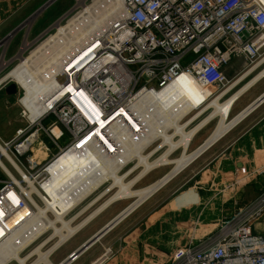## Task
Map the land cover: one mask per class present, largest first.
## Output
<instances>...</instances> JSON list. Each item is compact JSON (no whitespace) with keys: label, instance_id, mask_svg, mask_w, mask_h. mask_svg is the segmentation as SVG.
<instances>
[{"label":"built area","instance_id":"2783aa9c","mask_svg":"<svg viewBox=\"0 0 264 264\" xmlns=\"http://www.w3.org/2000/svg\"><path fill=\"white\" fill-rule=\"evenodd\" d=\"M113 1L118 4L112 17L59 65L58 93L41 103L51 106L48 112L31 121L22 109L23 128L10 141L0 137V247L42 206L38 195L49 168L74 144L91 138L90 132L100 133V124L121 113L131 129L124 109L140 97L157 95L183 75L204 89L220 90L228 83L223 69L232 60L251 68L264 55V0ZM101 137L93 141L107 146ZM37 148L45 154L41 162ZM260 175L264 169L250 174L241 168L224 189L233 195ZM263 217L264 190L222 220L217 234L201 245L193 244L195 228L190 229L169 264H264V234L253 231ZM105 252V259L113 256Z\"/></svg>","mask_w":264,"mask_h":264},{"label":"bare ground","instance_id":"6f19581e","mask_svg":"<svg viewBox=\"0 0 264 264\" xmlns=\"http://www.w3.org/2000/svg\"><path fill=\"white\" fill-rule=\"evenodd\" d=\"M117 4L113 0H92L89 6H83L80 11L78 10V14L72 17L66 25H54V35H49L26 58L21 59L22 57H20L21 62L0 78V86L12 81L23 91L19 105L28 111L31 121L42 117L50 109V105L42 106L41 103L58 93L54 78L59 65L66 62L84 41H88L93 36L94 29L101 27L105 21L112 17ZM25 45L28 46V43ZM263 63L264 58L228 87L226 93L255 70H258ZM65 71V68H61V72ZM263 77L264 69L223 103H220V100L224 97V93L216 96L189 118L185 124L180 125L177 122L182 117L200 107L202 102L212 95L208 89L200 87L188 76L183 75L157 95L140 97L133 105L126 106L124 111L127 115L125 116H129L127 125H130L131 129H127L121 121V113L118 114L119 117L106 124L105 122L100 124V133H98L99 130L90 132L91 138L77 142L58 159L68 158L69 155L74 154V151L81 157L84 156L83 159H86L87 163L90 162L87 156L92 159L89 166L73 180L66 183L59 193L67 197L70 204L62 211L56 210L46 198L47 195L43 189V195L41 193L38 195L42 206L37 204L36 212L31 213L27 220H24L23 227L15 231L0 247V264H5L10 260L16 264H52L50 262L52 254L103 213L105 209L118 201L130 200L129 205L100 229L88 244L79 247V253L83 251V254L251 113L264 100V95L230 120L227 119L226 110ZM174 86L176 89L172 90L171 88ZM170 96L172 98L169 100ZM57 99L58 97L54 101ZM207 110H211V112L201 122L184 132L187 125ZM215 120L214 129L200 147L187 153L193 138ZM169 128L173 129L171 134L166 133ZM97 135L102 136L101 139L107 146L101 145L99 140L93 141ZM175 137H177L176 141L173 140ZM155 140H160V143L148 155L142 156L141 152L151 146ZM178 150L181 152L179 157L170 160L169 157ZM160 151L162 153L159 157L148 162L149 158ZM39 155L40 153L36 152V158ZM42 156L45 158V155ZM132 160L135 161V164L120 175L122 169ZM167 166H171V168L160 179L141 189H134L151 172ZM136 171L138 172L136 173ZM133 174L135 175L132 176ZM48 175L50 178L49 170ZM107 183L109 185L97 197L84 207L82 206L83 208L73 216L71 215L72 217L66 219L81 203ZM111 191L114 192L110 197L84 217L94 207V204L102 201ZM52 198L54 200V196ZM82 217L84 219L76 223ZM47 233L49 235L32 248L28 254L20 256L22 252L38 241L40 235ZM48 245L50 247L43 251ZM33 257L35 260L28 263ZM68 258L59 264H70L72 260Z\"/></svg>","mask_w":264,"mask_h":264},{"label":"crops","instance_id":"0c3cea01","mask_svg":"<svg viewBox=\"0 0 264 264\" xmlns=\"http://www.w3.org/2000/svg\"><path fill=\"white\" fill-rule=\"evenodd\" d=\"M50 1L0 0V42L4 41V45L0 48V64L6 63L8 59L9 63L5 66H9L20 58L19 53L22 49L20 36L25 35L23 28L28 21L36 20L32 23L27 37L37 39L75 6V0H54L39 13ZM9 35H12L11 38H7ZM242 67L243 61L234 59L223 71L226 77L234 78ZM262 69L264 63L234 89L245 82L241 85L243 87ZM5 87H1L0 90ZM8 93L14 95L12 89H8ZM263 94L264 77L230 105L227 112L229 114L233 112L232 118H234ZM171 98L170 96L169 100ZM204 117L202 114L187 125L184 131L193 128ZM187 121L188 119L183 124ZM212 124L213 128L210 130ZM215 124L216 121H212L193 138L189 146L191 151L200 147ZM208 130L210 131L207 132ZM13 137L14 134L6 141H10ZM68 158H62L54 163L52 179L48 181L50 183L48 187L53 191L52 195L58 194L66 183L80 174V168L77 169L72 160L67 161ZM241 168H245L250 174L264 169V102L195 162L142 203L124 222H119L105 234V236L109 235L108 246L113 249L111 258L105 259L107 253L87 255L93 247L91 246L78 257L76 264H169L174 250L187 243L190 229L195 228L193 244L201 245L217 234L218 225L222 220L253 202L264 190V175H260L251 179L247 187L237 189L233 195L227 192L224 188L229 184L231 176ZM163 175L161 171H153L139 184L146 182L145 185H149ZM112 209L113 207H108L84 227H91L85 235L77 233L54 252V261L58 264L65 261L117 216L118 214H112ZM253 231L256 234H264V217L253 226Z\"/></svg>","mask_w":264,"mask_h":264},{"label":"rangeland","instance_id":"374dc122","mask_svg":"<svg viewBox=\"0 0 264 264\" xmlns=\"http://www.w3.org/2000/svg\"><path fill=\"white\" fill-rule=\"evenodd\" d=\"M92 0H75V6L71 9V11L69 13H67L66 15L62 16L61 18H59L53 25H66L67 22L72 19V17L78 13L80 11V9L83 7V6H89L91 4ZM79 10V11H78ZM48 17V16H47ZM36 20L35 19H31L30 21L27 22V25L26 27L23 28V33L24 34H21V41H22V45H21V48L22 50L20 51L19 53V56L20 57H23V58H26L27 56L30 55L31 52H33L38 45H40L46 38H48L49 35H54L55 34V28H53L52 26L47 29L39 38H29L27 37V33L28 31L30 30L31 28V25L32 23H34ZM28 43V46H26L25 44ZM33 49V50H32ZM32 50V51H31ZM18 56V57H19ZM264 58V55L262 56L261 59ZM260 59V60H261ZM7 61V62H6ZM5 62L7 63L8 65V59L6 60ZM20 61L19 58L16 59V61L14 63H12L11 65L9 66H5L6 63H1L0 64V78H2L5 74H7L11 69H13L17 64L18 62ZM240 70V69H239ZM249 70V68H245L244 66L241 68V71H239L237 73V75L234 77V78H229L227 77L228 79V83L223 87L221 88L220 90H216V91H211L209 90L212 95L209 99L207 100H204L202 102V104L200 105V107L198 108H195L194 111H192L190 114H186L184 117H182V119L177 122V124H180L182 125L187 119L191 118L193 115H195L201 108H203L204 106L207 105V103H209L212 99H214L216 96L220 95V94H223L224 93V97H222V99L220 100V103H223L228 97H230L233 93H235L240 87L241 85H243L245 82L241 83L239 87H237L236 89H232L231 91L227 92L226 91L228 90V87H230L233 83H235L243 74H245L247 71ZM260 71V70H259ZM258 71V72H259ZM252 74V73H251ZM226 76V75H225ZM239 84V83H238ZM11 85L14 86V89H12V92H14V95H9L8 93V89ZM4 86L5 89L3 90H0V137L3 139V140H6L8 138H10L13 134L15 135V132L22 129L23 126H24V120L22 119L21 117V111H22V108L21 106L19 105V100L22 98L23 96V91L12 81H9L7 83H5L4 85H2L1 87L3 88ZM0 87V89H1ZM172 90L173 89H176V86H174L173 88H171ZM227 111V110H226ZM211 112V110H207L205 113H204V116L206 117L207 114H209ZM231 112V111H230ZM232 114L233 112H231L230 114L227 112V119H232ZM216 121V120H215ZM211 128H213V124L212 126L210 127V130ZM172 128H169L167 129L166 133L167 134H171L172 133ZM210 130H208L207 132H209ZM185 132V131H184ZM212 132V131H211ZM208 134V133H207ZM174 141L177 140V137H175L173 139ZM160 143V140H155V142L149 146L147 149L143 150L141 152L142 156L144 155H148L152 149H154L158 144ZM62 146L64 145V142L60 143ZM49 147H51L50 145H48ZM35 148V147H34ZM35 153L36 152H39L40 155L39 157H37V162H41L44 158L42 155H45L44 153H41L38 148L37 150L34 149ZM163 151V150H162ZM162 151L156 153L154 156H152L151 158L148 159V162H152L153 160H155L157 157H159L162 153ZM193 151V150H192ZM190 150V148H188V152L187 153H191L192 152ZM85 150L83 151V154H84ZM180 150L176 151L175 153H173L169 159L170 160H174L176 158L179 157L180 155ZM205 153V152H204ZM204 153H202L201 155H203ZM200 155V156H201ZM199 156V157H200ZM88 159L90 160V162H92V159L87 156ZM198 157V158H199ZM83 157H81L80 155L77 154L76 151H74V154L72 155H69V158L66 159L67 161H71L74 162L76 164V168H80V173L85 170L88 166H89V163H87V160L86 159H83ZM197 158V159H198ZM196 159V160H197ZM195 160V161H196ZM57 163V162H56ZM135 164V161L132 160L130 163H127L126 166L122 169V171L119 173L120 175L125 173L128 169H130L133 165ZM55 164H53L50 168H49V173H50V178L49 180L52 179L51 177V174H53V167H54ZM171 168V166H167V167H162V168H159V169H156L154 170L155 172H159L161 171L162 174H165L169 171V169ZM140 170V169H139ZM138 170V171H139ZM136 171V173L138 172ZM135 173V174H136ZM152 173V172H151ZM135 174H133L132 176H134ZM147 177V176H146ZM145 177V178H146ZM50 182V181H49ZM47 183V185L45 186V193H46V198L50 201V203L54 206V208L58 211H62L63 209H65L69 204H70V201L67 197H65L63 194H56V195H52V192L51 189L48 187L50 185V183ZM141 182V181H140ZM139 184V183H138ZM136 185V187L134 189H141L143 187H146L147 184L146 182H142L141 184L139 185ZM109 185V183L105 184L103 187H101L98 191H96L94 194H92L87 200H85L83 203H81L74 211H72L67 217L66 219L72 217L77 211H79L80 209H82L85 205H87L90 201H92L95 197H97V195L99 193H101L107 186ZM63 188V187H62ZM114 191H111L109 194L106 195V197H104V199L102 201H100L99 203H96L94 204V207L88 211L84 217H86L87 215H89V213L91 211H93L94 209H96V207L100 206L108 197L111 196V194H113ZM51 195V196H49ZM60 195V196H59ZM54 196V200H53V197ZM51 199V200H50ZM53 200V202H52ZM130 203V200H122V201H118L114 204H112V206L110 207H113V209L111 210L112 211V214L116 215L118 214L120 211H122L127 205H129ZM50 204V205H51ZM83 206V207H82ZM110 211V212H111ZM133 213V212H132ZM131 213V214H132ZM131 214H129L128 216H126L122 222H124L125 219H127ZM72 215V216H71ZM84 217H82L81 219L77 220L76 223H79L80 221H82L84 219ZM120 227V226H117V228ZM91 227H87V228H84L82 229L79 233H81L80 235H85L89 229ZM78 233V234H79ZM49 235V233L47 234H44V235H40L39 238H38V241L33 244L29 249L25 250V252H23L22 256L26 255L29 253V251L32 250V248H34L37 244H39L41 241H43L47 236ZM77 235V234H76ZM75 235V236H76ZM74 236V237H75ZM105 236V235H104ZM101 237V239H99L98 241H96L95 245H93V247L90 248V250L88 251L87 255H104L105 252H103V249H105V251L107 249L111 250L113 252V249L108 246L109 244V235L108 236H105V237ZM41 237V238H40ZM40 239V240H39ZM71 240V239H70ZM69 240V241H70ZM51 245V244H50ZM50 245L46 246L43 251L47 250ZM111 248V249H110ZM80 257V256H79ZM35 260V257L31 258L28 263L32 262ZM50 262L52 264H58L54 261L53 259V254L52 256L50 257ZM11 264H16L15 262L13 263V261L9 262ZM73 264H76L73 263Z\"/></svg>","mask_w":264,"mask_h":264},{"label":"water","instance_id":"95a60500","mask_svg":"<svg viewBox=\"0 0 264 264\" xmlns=\"http://www.w3.org/2000/svg\"><path fill=\"white\" fill-rule=\"evenodd\" d=\"M54 0H51L49 3H47L46 5H44L42 8H41V10L39 11V13L41 12V11H43L44 9H46L52 2H53ZM39 13H37V14H39ZM36 14V15H37ZM35 15V16H36ZM11 36L12 35H9L7 38H11ZM4 45V41H2V42H0V48L2 47ZM8 89H14V86L13 85H11ZM264 95V94H263ZM100 231V230H99ZM96 234H98V233H96ZM95 234V235H96ZM95 235H93L90 239H88L87 241H86V243L85 244H83L82 246L84 247L86 244H88V242H90L94 237H95ZM103 236V235H102ZM81 246V247H82ZM80 247V248H81ZM80 248L79 249H77L75 252H73L70 256H69V258L68 259H71V260H73L74 258H76V257H78V256H80L81 254H82V252H80L79 253V250H80ZM88 248V247H87Z\"/></svg>","mask_w":264,"mask_h":264}]
</instances>
